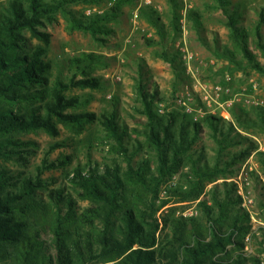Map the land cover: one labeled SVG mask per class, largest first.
<instances>
[{
  "label": "trees",
  "instance_id": "trees-1",
  "mask_svg": "<svg viewBox=\"0 0 264 264\" xmlns=\"http://www.w3.org/2000/svg\"><path fill=\"white\" fill-rule=\"evenodd\" d=\"M104 1L8 0L0 5V264H264V228L258 253L246 250L250 215L235 195L236 184L224 181L207 189L235 174L234 168L253 153L262 156L264 166V153L257 152L254 141L222 118L208 116L191 125L185 114H160L157 103L162 99L155 87L149 90L143 82L138 92L144 128L132 131L144 140L132 138L115 108L102 115L79 111L88 101L68 93L101 88L100 79L92 75L101 63L94 53L73 56L67 80L54 77L46 60L52 42L46 26L61 13L69 30L104 42L115 34L113 24L133 0H107L111 7L90 15L72 8ZM213 1L225 14L233 46L216 49V56L244 69L241 56L248 67L264 75V14L251 34L239 25L242 15L231 0ZM195 24H201L198 16ZM252 36L263 63L251 49ZM258 114L264 130V112ZM234 116L244 129L259 125L243 113ZM94 123L102 128L104 142L115 156L110 164L92 162L89 154L85 165L77 164L60 181L42 175L66 168L72 156L43 160L35 174L11 167L28 165L24 154L32 144L22 141V134L43 130L57 137L58 125H63L79 136ZM205 125L217 144L213 161L204 148L194 149ZM63 147L65 143L57 141L50 150ZM140 152L144 155L136 161ZM185 167L187 188L176 187L166 199H159L162 187ZM189 199L198 201L201 214L166 215L160 228L159 210L172 200Z\"/></svg>",
  "mask_w": 264,
  "mask_h": 264
},
{
  "label": "rangeland",
  "instance_id": "rangeland-1",
  "mask_svg": "<svg viewBox=\"0 0 264 264\" xmlns=\"http://www.w3.org/2000/svg\"><path fill=\"white\" fill-rule=\"evenodd\" d=\"M7 1L0 0V5ZM231 3L237 8V13L242 15L239 25L253 34L261 13L264 14V0H231ZM111 5L112 2L105 0L94 5L76 4L72 8L79 13L90 15L100 13ZM215 5L213 0H133L123 7L122 14L113 24L115 34L107 37L104 42L94 41L90 34L83 31L69 30L67 19L60 13L54 24L46 26V31L52 34L46 60L52 65L54 77L59 76L67 80L71 76L68 63L73 56L94 53L101 57V63L96 65L92 74L100 79L101 88L98 90L76 88L68 95H78L88 101V104L79 111L102 115L115 108L120 122L129 127L133 139L144 140L142 135L132 131L144 128L142 121H145L146 117L139 112L142 104L138 92V85L143 82L149 90L155 87L158 97L162 99V102L157 103L160 114L172 112L177 115L185 114L191 125L195 122L193 116L198 117V122L208 116L222 118L231 122L242 136L254 141L259 147L257 152L264 153V130L262 118L260 120L258 114V111L264 112V108L259 106V102L264 101V75L248 67L241 56H238V60L244 61V69H236L227 59L216 56V49H233V46L225 14L216 9ZM186 6L189 7V12L184 19ZM192 14L200 18V26L195 24L197 16L193 17ZM261 33L264 39V24ZM182 41L186 42V47L193 55L190 65L178 50V45ZM254 41L255 37L252 36L251 49L259 55ZM33 43L36 44V41ZM171 58H174L175 62H171L169 60ZM259 59L263 63L261 56ZM217 84L229 88L230 92L219 97L211 94V88ZM205 89L210 92L212 98L206 99ZM187 92L192 96L189 103L195 111L192 116L186 114L184 107L177 103V98ZM230 100L233 101L231 106L227 104ZM160 104L165 105L164 113L159 111ZM241 113L251 117L259 125H252L249 129L242 128L234 116ZM58 127L60 134L57 137H52L43 130L19 136L22 141L32 144L27 148L31 150L24 154L28 158V165L23 168L17 165L11 167L35 174V169L43 160L52 162L72 156V163L66 168L45 171L42 175L43 179L54 177L60 181L77 164L85 165L89 160V154L92 162L101 165L110 164L115 158L104 142V133L98 123L90 124L79 136L70 133L63 125ZM190 129L191 126L187 128ZM57 141L64 142L65 147L51 151L50 146ZM201 148H204L206 157L213 161L217 144L207 125L203 127L194 146L197 150ZM237 149L238 147L231 148L229 151ZM143 155L144 153L140 152L135 160L141 159ZM261 158L258 153H253L234 168L235 174H229L227 178H220L207 185L209 189L212 185L222 184L224 181L236 184L235 181L239 180L242 169L246 167L249 184L246 185L245 191L252 200L249 208L255 218L250 217L251 229L245 238L248 253H258L263 237L261 229L264 228V166ZM188 170L189 167H185L176 174L175 188H187L188 180L184 174ZM173 178L169 180L168 185ZM235 195L238 196L236 189ZM159 199L162 200L161 197ZM197 202L192 199L172 200L156 215L160 228L163 227V217L172 213L180 217L199 216L200 209L193 207ZM241 207L246 210L242 204ZM255 236H258V239H255ZM247 237H250L248 241Z\"/></svg>",
  "mask_w": 264,
  "mask_h": 264
},
{
  "label": "built area",
  "instance_id": "built-area-1",
  "mask_svg": "<svg viewBox=\"0 0 264 264\" xmlns=\"http://www.w3.org/2000/svg\"><path fill=\"white\" fill-rule=\"evenodd\" d=\"M188 12H189V7L186 6L185 12L183 14L184 19H186ZM183 23H184V21H183ZM178 50L182 54V58L186 61V63L188 65H190L192 63V61H193V55L188 50V48L186 47V42L185 41H182V43H180V45H178ZM211 91H212L211 94H214L215 96L217 95L219 97L222 94H228L230 92V89L227 88V87L226 88L222 87L220 84H217V85H215L214 87L211 88ZM205 92L207 93L206 99L212 98L210 92L207 91V89H205ZM191 99H192V96H191L190 92H187L186 94H183L179 98H177V103L184 107V111H185L186 114L192 116V115H194L195 111L193 110V108L189 104ZM227 104L229 106H231L233 104V101L230 100V101L227 102ZM259 106H262L264 108V101L259 102ZM164 108H165V105L160 104L159 111L161 113H164ZM192 119H193V121L198 122V117L197 116H193ZM242 178H243V180H242ZM176 179H177V175L174 176V178H173L172 182L170 183V185L166 184V185H164L162 187L161 193H160V197L162 199L166 198L168 196V193H169L170 189L175 188V186L177 184ZM235 182H236V193L238 194V196L243 201L242 206L246 207V210L249 212L250 217L252 219H255L252 211L249 208L250 205L252 204V200L250 199V197L248 196L247 192L245 191L246 185L249 184L248 183V176H247V172H246V167H244L242 169V172L240 174L239 180H236ZM196 206H197V203H194L193 207L196 208ZM249 239H250V237H247V241Z\"/></svg>",
  "mask_w": 264,
  "mask_h": 264
}]
</instances>
